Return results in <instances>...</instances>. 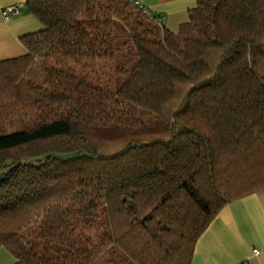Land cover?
<instances>
[{"label": "trees", "instance_id": "trees-1", "mask_svg": "<svg viewBox=\"0 0 264 264\" xmlns=\"http://www.w3.org/2000/svg\"><path fill=\"white\" fill-rule=\"evenodd\" d=\"M25 6L40 27L0 60V245L14 264H190L264 187V0H195L175 33L135 0ZM53 58L108 59L121 81Z\"/></svg>", "mask_w": 264, "mask_h": 264}, {"label": "crops", "instance_id": "crops-1", "mask_svg": "<svg viewBox=\"0 0 264 264\" xmlns=\"http://www.w3.org/2000/svg\"><path fill=\"white\" fill-rule=\"evenodd\" d=\"M161 16L164 26L178 31L189 17L195 0H135ZM19 4L20 13L3 20L1 11ZM40 27L28 12L25 0H0V60L23 55L19 36ZM257 249V252H253ZM15 257L0 245V264H14ZM190 264H264V187L226 203L198 237Z\"/></svg>", "mask_w": 264, "mask_h": 264}, {"label": "rangeland", "instance_id": "rangeland-1", "mask_svg": "<svg viewBox=\"0 0 264 264\" xmlns=\"http://www.w3.org/2000/svg\"><path fill=\"white\" fill-rule=\"evenodd\" d=\"M49 65L71 73L80 79H83L91 84L104 87L109 90H114L119 83L120 77L113 73L111 63L108 59H48L45 61ZM17 121L15 120V123ZM14 123V124H15ZM8 126L6 131L17 129L19 126Z\"/></svg>", "mask_w": 264, "mask_h": 264}, {"label": "built area", "instance_id": "built-area-1", "mask_svg": "<svg viewBox=\"0 0 264 264\" xmlns=\"http://www.w3.org/2000/svg\"><path fill=\"white\" fill-rule=\"evenodd\" d=\"M20 13V5L19 4H10L5 6L2 11V18L3 20H8L10 17L18 15ZM253 252H257V249H253Z\"/></svg>", "mask_w": 264, "mask_h": 264}, {"label": "water", "instance_id": "water-1", "mask_svg": "<svg viewBox=\"0 0 264 264\" xmlns=\"http://www.w3.org/2000/svg\"><path fill=\"white\" fill-rule=\"evenodd\" d=\"M5 178V173L4 172H0V181L4 180Z\"/></svg>", "mask_w": 264, "mask_h": 264}]
</instances>
